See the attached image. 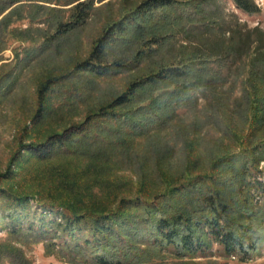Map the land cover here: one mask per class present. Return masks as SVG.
Here are the masks:
<instances>
[{
    "label": "trees",
    "instance_id": "16d2710c",
    "mask_svg": "<svg viewBox=\"0 0 264 264\" xmlns=\"http://www.w3.org/2000/svg\"><path fill=\"white\" fill-rule=\"evenodd\" d=\"M20 1L54 0H0V13ZM102 1L62 0V5L72 4L67 19L62 13L54 14V31L26 50V61L84 26L95 2ZM232 1L247 15L260 12L253 0ZM131 3L122 5L120 13L102 25L85 58L39 84L30 122L39 125L61 105L81 97L78 89L66 85L76 77L126 74L124 89L88 112L82 122L21 143L0 173V182L12 180L16 171L12 165L19 169L30 162L69 157L74 163L88 162L83 173L104 171V177L96 176L103 197L94 198L90 185L76 180L79 170L71 174L76 179H62L47 191L19 183L0 185V230L44 242L73 264H154L167 257L185 264L217 252L247 261L264 244V166L260 165L264 163V32L254 28L242 34L236 20L225 29L217 0ZM216 29L230 34L229 43L218 42L206 50L201 47L205 44L192 45ZM249 50L255 57L249 64L250 79L244 80L239 77L243 68L238 61ZM145 62L148 66L142 67ZM225 86L240 87L245 101L234 111L246 130L228 125L216 111L203 109L206 123L216 125L230 142L204 165L195 158L197 140L180 134L176 142L184 143L185 169L178 179L166 178L159 159L154 172L149 171L150 187L143 182L133 193L129 183L118 180L115 169L106 166L113 156L131 153L133 139L167 131L197 108L199 97L208 102ZM1 88L0 99L7 92ZM52 96L60 102L55 104ZM166 154L172 156L168 150ZM4 254L18 261L10 248H0V256Z\"/></svg>",
    "mask_w": 264,
    "mask_h": 264
},
{
    "label": "rangeland",
    "instance_id": "374dc122",
    "mask_svg": "<svg viewBox=\"0 0 264 264\" xmlns=\"http://www.w3.org/2000/svg\"><path fill=\"white\" fill-rule=\"evenodd\" d=\"M135 1L138 0L95 2V11L84 26L71 33L68 38L54 40L47 51L31 61H26V50L36 44H41L43 39L54 31L51 24L54 14L62 13V17L67 19L68 9L72 4L62 5V0L20 1L0 13V88L2 87L3 93L7 91L0 99V173L7 169L11 157L21 143L35 142L45 138L51 131H61L67 125L82 122L88 112L124 89L129 78L126 74L113 78L76 77L78 79L69 80L66 85L69 89H78L81 97L70 99L68 102L71 105H61L56 109V113L50 115L39 125H33L30 122L36 105V90L39 84L47 76L62 73L68 70L76 60L85 58L90 50L91 40L99 33L102 25L115 18L120 13L122 5L127 7ZM253 1L260 8V12L247 15L238 10L232 0H217L216 4L220 8L221 23L224 28L235 24L236 20L243 27L241 28L242 34H247L254 28L264 32V0ZM229 41L228 32L221 33L216 29L207 37L196 39V43L192 45L205 44L201 47L206 50V48H213L215 43L227 44ZM182 44L186 47H193L185 42ZM254 57L255 54L249 50L247 55L238 61L243 68L239 74L241 79H250L249 64ZM145 66H148V62H145L142 67ZM14 81V86L8 90ZM242 96L239 86L234 89L225 86L216 91L208 102H204L199 97V105L194 111L173 122L171 127L163 133L133 139L131 153L118 157L113 156L106 166L114 168L116 178L126 180L133 193L139 186L141 187L143 182L149 184L151 172H154L153 166L156 162L159 164V159L162 161L159 162L163 163L166 178L178 179L185 169V164L182 165L184 154L181 145L184 153L185 146L183 142H176L179 135L188 134L185 135L187 139L197 140L198 148L195 151V158L201 159L204 165L209 156L216 154L230 142L216 125L206 123L203 109L211 113L216 111L218 115L225 118L228 125H234L236 129L244 128L245 132V123L241 122L234 111L235 105L243 106L245 100ZM51 100L55 104L60 102L57 96H52ZM153 147L157 148L152 149ZM22 148L20 147V150ZM167 150L172 156H167ZM87 164L88 162L85 161L74 163L69 157H64L55 158L43 164L30 162L26 167L22 165L19 169H15V165H12V169L16 170L13 181L2 180L0 185L10 187L19 183L27 188L39 187L47 191L54 189L56 183L62 179L73 180L75 177L71 174L79 170L78 177L75 179L81 178L80 182L84 186L90 185L91 193L94 198L98 199L103 197V193L96 176H103L104 171L89 169V172L83 173ZM32 165H36L35 170L27 174V169H30ZM260 165L264 166V163ZM4 247L16 252L17 258L15 259L18 261L14 262L12 258L4 254L0 256V264H73L61 253L46 247L44 242L13 237L5 230H0V248ZM154 264H178V262L174 258L167 257ZM185 264H264V244L261 245L258 253L247 261L241 262L236 257H225L217 252L207 258L188 260Z\"/></svg>",
    "mask_w": 264,
    "mask_h": 264
}]
</instances>
